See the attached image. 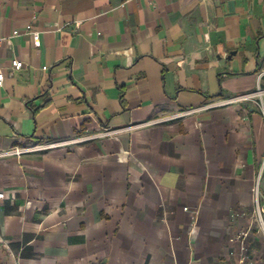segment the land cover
I'll return each mask as SVG.
<instances>
[{
  "label": "crops",
  "instance_id": "0c3cea01",
  "mask_svg": "<svg viewBox=\"0 0 264 264\" xmlns=\"http://www.w3.org/2000/svg\"><path fill=\"white\" fill-rule=\"evenodd\" d=\"M0 37V151L93 135L0 157V264H264V117L207 107L264 87V0H0Z\"/></svg>",
  "mask_w": 264,
  "mask_h": 264
},
{
  "label": "built area",
  "instance_id": "2783aa9c",
  "mask_svg": "<svg viewBox=\"0 0 264 264\" xmlns=\"http://www.w3.org/2000/svg\"><path fill=\"white\" fill-rule=\"evenodd\" d=\"M34 18H36V16H34ZM27 31L33 35V39H34L35 44H37V45L40 44L41 32L33 29L32 24L27 25ZM19 34H20L19 30L14 31V35H19ZM4 39L5 38L0 37V42H2ZM23 65H24V62L20 59L15 58L12 60V66L14 68L19 69V68H22ZM47 68H48V66H44V69H47ZM4 78H5V74H4L3 68L0 67V87L3 86ZM244 101L253 102L255 105H257V107L259 108V110L261 111V113L264 117V87H262L261 85H259L257 87V89H255L254 91H248V92L237 94V95H235L231 98H228L222 102L209 104V105H207V107L212 106V105H224V104H231V103L244 102ZM199 109L200 108H190L187 110L180 111L176 114H172V115L161 117V118H156L154 120H151L149 123H160V122L168 121L171 119L183 117V116L189 115L191 113H195ZM112 133H113L112 130H106V131H104L98 135H110ZM91 137H93V135L82 137V138L71 139V140L58 142V143L44 144V145L15 146V147H12L8 150L0 151V157L20 156V155H23L24 153H27V152H32V151H36V150H40V149H47V148H51V147H54V146H57L60 144H68V143L78 142L80 140H85V139H88ZM263 184H264V159L262 161L259 172H258L256 179H255V182H254V189H253L254 206H253V210H252L254 219L258 222V224L262 228H264V207L262 204V198H263L262 187H263ZM3 198H5V193L3 191H0V200ZM184 209L187 211L190 210L189 207H185Z\"/></svg>",
  "mask_w": 264,
  "mask_h": 264
},
{
  "label": "rangeland",
  "instance_id": "374dc122",
  "mask_svg": "<svg viewBox=\"0 0 264 264\" xmlns=\"http://www.w3.org/2000/svg\"><path fill=\"white\" fill-rule=\"evenodd\" d=\"M251 228L255 236L260 239L261 244L264 246V228H262L255 219L251 223Z\"/></svg>",
  "mask_w": 264,
  "mask_h": 264
}]
</instances>
